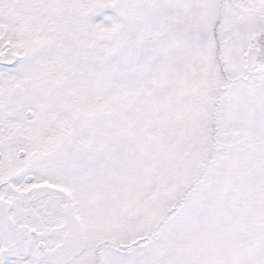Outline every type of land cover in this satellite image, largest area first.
<instances>
[{
	"label": "snow or ice",
	"instance_id": "1",
	"mask_svg": "<svg viewBox=\"0 0 264 264\" xmlns=\"http://www.w3.org/2000/svg\"><path fill=\"white\" fill-rule=\"evenodd\" d=\"M0 264H264V0H0Z\"/></svg>",
	"mask_w": 264,
	"mask_h": 264
}]
</instances>
